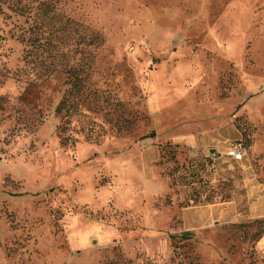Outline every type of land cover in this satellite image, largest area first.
<instances>
[{"label": "rangeland", "instance_id": "obj_1", "mask_svg": "<svg viewBox=\"0 0 264 264\" xmlns=\"http://www.w3.org/2000/svg\"><path fill=\"white\" fill-rule=\"evenodd\" d=\"M0 264H264V0H0Z\"/></svg>", "mask_w": 264, "mask_h": 264}, {"label": "trees", "instance_id": "obj_2", "mask_svg": "<svg viewBox=\"0 0 264 264\" xmlns=\"http://www.w3.org/2000/svg\"><path fill=\"white\" fill-rule=\"evenodd\" d=\"M96 38H98V35H95L93 37V39H96ZM78 65H80V64H78ZM78 65L72 66L70 68V71L75 72L77 69L79 70L81 68V66H78ZM74 67H76V68H74ZM69 74H68L69 77L73 76V75H71V73H69ZM67 84L70 85L71 88H79L78 83H77V78H73L72 79L70 77L68 79ZM71 106H76V105H75V103L71 102V100H69L68 98L64 97L63 100L57 106L55 112H56L57 115H63V113L65 112V114H64L65 117H69L71 111L73 112V108ZM67 124H69V120H65V122L62 124V126H60V130L62 132L66 131L67 126H65V125H67ZM150 136L153 137L154 134H150ZM68 141H69L68 138H63V137L61 138V144L64 145V146L68 144ZM72 144H74V142H72Z\"/></svg>", "mask_w": 264, "mask_h": 264}, {"label": "built area", "instance_id": "obj_3", "mask_svg": "<svg viewBox=\"0 0 264 264\" xmlns=\"http://www.w3.org/2000/svg\"><path fill=\"white\" fill-rule=\"evenodd\" d=\"M226 156L236 162L242 161L245 156L243 143L241 141H237L230 144Z\"/></svg>", "mask_w": 264, "mask_h": 264}]
</instances>
